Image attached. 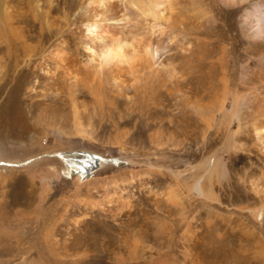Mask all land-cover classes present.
<instances>
[{
	"label": "rangeland",
	"instance_id": "obj_1",
	"mask_svg": "<svg viewBox=\"0 0 264 264\" xmlns=\"http://www.w3.org/2000/svg\"><path fill=\"white\" fill-rule=\"evenodd\" d=\"M214 1L159 8L181 27L164 56L197 53L183 87L146 58L130 72L91 57L95 21L141 44L160 34L128 0H0V264H264V149L237 122L228 141L225 53L209 57L219 39L203 34L240 11ZM248 57L240 70L264 72V48ZM61 154L103 162L67 172Z\"/></svg>",
	"mask_w": 264,
	"mask_h": 264
},
{
	"label": "bare ground",
	"instance_id": "obj_2",
	"mask_svg": "<svg viewBox=\"0 0 264 264\" xmlns=\"http://www.w3.org/2000/svg\"><path fill=\"white\" fill-rule=\"evenodd\" d=\"M95 1L96 0H90V3L96 4ZM121 1H126V0H121ZM128 1H129V4L133 5L134 7L137 6L138 7L137 9L141 11V14L143 16L147 18H151L153 20L152 21L153 23H151L152 24L151 28L152 30L159 29L158 31L160 32V34L155 39L151 38L147 43L142 41L143 44H141L139 43L140 41L137 40L136 37L134 36H132L129 39L124 38L122 35V30L124 29V27L120 28L119 29L120 31L117 30L119 32L113 33L109 30H104V28L100 26V23L98 21H95L87 26V32L90 34L88 35V37H94V40L96 41L95 42L96 47L95 48L93 47L94 49L88 48V50H90L91 52V57L96 56V59L97 57L99 58V60L98 59L97 60H98V63L100 64L101 69H103L101 71L109 69L110 67L121 68L122 66L125 65V67H128L130 72L131 71L134 72L135 64H137L138 60L140 61V59L146 58L148 62L153 64V66L157 65V68L161 67L166 72L164 73L167 74L166 76H168V79L172 78L177 81L180 80L181 81L180 84H184L182 86L185 87L186 84L191 82L190 72H187V67H185V65L187 64L185 58H187L188 54L190 56L194 55L195 53H193V51L195 50L193 48L189 49L188 52L185 50V52H187L185 55L182 54L180 56V54H178V56L176 57L175 56L172 57V55L164 56L165 50H167V52L169 53L172 50V48L173 49L176 48L175 45H177L176 44L178 41L177 38H178V35H180V33L178 32V29H180L181 27L171 24L169 22L170 19L163 16L162 15L163 12H160V9H159L161 6H165V5H167L168 9H172V5L178 0H138L135 2L134 0H128ZM217 2L218 4L221 3L222 4L221 6L224 5L230 8L233 13L237 11L238 12L241 11L240 7L235 6V0H217ZM253 2H255V0H253ZM99 4L103 5V2L101 1ZM247 6H249V4H244V7H247ZM225 9L221 7L219 8L220 11L225 10ZM93 11L95 12V10ZM227 12H229V10ZM99 14H97L98 16L96 15L97 18L100 17ZM252 14L254 16V22L262 23V14H260V12L257 13L256 11H254V13ZM222 15H223V12H221L218 16H219V21L222 20L224 26H222V24H219L217 29L216 27H211V29L207 28L206 30L204 29L203 34L210 33V36H217V39H219L218 43L217 42H211V43L206 42L207 45L213 46L212 52L210 51L209 53V57H211L212 55L215 56L219 52L225 53L224 54L225 57L224 59H221L222 62L220 64V67H218V68H221L222 70H220V73L217 75L218 76L221 75V77L223 78L224 93L228 97V99L224 98L223 105H222V108L226 109V111L224 110L223 112L224 113L223 118L226 120V116L228 115L227 121H226L227 131L230 134L228 141H230L231 143V141L234 139V136H236L235 134L239 133L238 131H234L233 130L234 127L232 126L235 122H237L236 124L239 125V129L242 131L245 130V128L247 129L250 127L249 133L250 132L254 133V135L257 137L259 141V144L261 145V148L264 149V97L263 98L260 97V95H262V93H258L260 91H256L257 93L255 92L249 93V91H246L249 86H252V88L256 90L257 88L259 90L260 87L264 88V72L257 71L259 70L257 68L254 69L253 65L255 64V62L253 63V61L249 62L248 65L243 66L241 70L239 69L240 64L245 62L244 59H247V58L251 59V57H248L250 54H255L263 50L264 42L251 44L245 49L242 39L238 40L237 42V38L240 37L239 34L238 35L235 34L234 36L229 35V33L234 34V31L236 33H239L238 27L236 26V24H232V25L227 24L225 20L223 19ZM128 18L126 17V15H123L122 18L113 16L112 18L111 17L106 18L105 20L120 22L122 20H129ZM207 21L208 20L206 19V22ZM164 34L166 36H163ZM151 35H154V34H151ZM210 36H209V39H210ZM147 38L148 37H146V39ZM162 39L164 40L165 44L164 42H162ZM200 43L203 44L204 46V42L201 41ZM185 45L186 43H182L181 45H178V46L185 49ZM196 54H195V57H196ZM232 54L233 56H236L238 54L239 55L232 58ZM54 57L56 59L55 61L57 65L62 66L63 65L62 55L60 53H56ZM179 60H183V63H181L182 61L180 63H177ZM185 74H187L186 77H185ZM214 74L216 73L214 72ZM75 75L76 74L69 72L68 78L70 81L72 80L73 82L77 83L78 80ZM258 84H260V87H258ZM177 90L180 91V88ZM254 95L255 97H253ZM229 99L231 101L230 102L231 108H232L231 110H228L227 107L225 108V101L227 100L229 101ZM244 120H246L245 126H244ZM250 136L251 135L249 134V137ZM244 137H246V135ZM239 138H242V135ZM246 151H250V149ZM60 157L65 162L67 172H71V171L81 172L82 171L83 173V172H86L87 169H90L91 166H94V164L98 165L97 163L101 161L100 158H95L92 155L91 156L90 155H80L76 157L70 154H65V155L61 154ZM212 159H214L215 161H212L209 167V173H207L209 174L208 177H210L209 179L211 180H212V177H214L212 175L213 174L215 175L218 171L217 168H218V164L220 161V159L217 160V157H213ZM194 188L197 189L199 193L204 192L203 184L201 185L200 181L198 182L196 181ZM211 191H212V199H213L214 192L212 189ZM258 192L259 191L257 190L256 193ZM206 196H207V193H206Z\"/></svg>",
	"mask_w": 264,
	"mask_h": 264
},
{
	"label": "clouds",
	"instance_id": "obj_3",
	"mask_svg": "<svg viewBox=\"0 0 264 264\" xmlns=\"http://www.w3.org/2000/svg\"><path fill=\"white\" fill-rule=\"evenodd\" d=\"M249 4V7H244ZM235 6L240 7V14L237 16V27L242 40L246 44L264 42V23L254 22L252 13L254 10L259 13L264 9V0H235Z\"/></svg>",
	"mask_w": 264,
	"mask_h": 264
}]
</instances>
